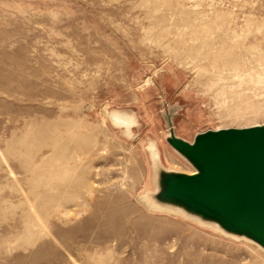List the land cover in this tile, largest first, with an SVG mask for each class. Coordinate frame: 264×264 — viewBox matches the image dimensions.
Listing matches in <instances>:
<instances>
[{
  "label": "rangeland",
  "instance_id": "obj_1",
  "mask_svg": "<svg viewBox=\"0 0 264 264\" xmlns=\"http://www.w3.org/2000/svg\"><path fill=\"white\" fill-rule=\"evenodd\" d=\"M174 105L189 140L264 123V0H0V264H264L151 198L149 141L194 170Z\"/></svg>",
  "mask_w": 264,
  "mask_h": 264
},
{
  "label": "water",
  "instance_id": "obj_2",
  "mask_svg": "<svg viewBox=\"0 0 264 264\" xmlns=\"http://www.w3.org/2000/svg\"><path fill=\"white\" fill-rule=\"evenodd\" d=\"M175 111L174 105L163 113L165 139L194 170L163 166L155 146L151 198L264 248V123L208 128L189 140L176 131Z\"/></svg>",
  "mask_w": 264,
  "mask_h": 264
},
{
  "label": "clouds",
  "instance_id": "obj_3",
  "mask_svg": "<svg viewBox=\"0 0 264 264\" xmlns=\"http://www.w3.org/2000/svg\"><path fill=\"white\" fill-rule=\"evenodd\" d=\"M121 118H127V119H132L133 117L130 114H123ZM113 126H118L116 122V117H113ZM155 149V143L152 141H149V150H154Z\"/></svg>",
  "mask_w": 264,
  "mask_h": 264
}]
</instances>
